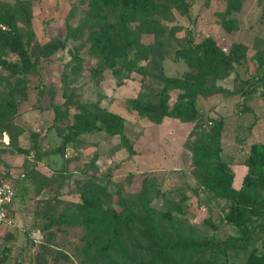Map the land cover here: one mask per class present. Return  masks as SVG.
<instances>
[{"label": "rangeland", "instance_id": "rangeland-1", "mask_svg": "<svg viewBox=\"0 0 264 264\" xmlns=\"http://www.w3.org/2000/svg\"><path fill=\"white\" fill-rule=\"evenodd\" d=\"M128 1L102 0L98 13L95 0H0V109L11 119L0 120V162L20 195L0 241L3 264H151L150 242L113 222L123 203L145 217L148 202L172 241L231 245L217 261L199 249L169 253L166 264L264 255V233L242 248L228 221L232 203L204 186L211 176L194 164L195 147L223 121L222 157L240 189L252 146L264 144V0H133L137 17L125 24L138 42L127 57L146 74L102 59L106 45L122 49L114 26ZM147 19L159 24L147 28ZM189 30L227 52L240 45L243 60L211 69L208 56L186 52ZM96 43L104 46L93 55ZM170 83L169 106L183 92L206 94L194 119L161 115L158 93ZM106 112L124 118L133 155L107 132ZM35 145L50 154L37 161Z\"/></svg>", "mask_w": 264, "mask_h": 264}, {"label": "trees", "instance_id": "trees-1", "mask_svg": "<svg viewBox=\"0 0 264 264\" xmlns=\"http://www.w3.org/2000/svg\"><path fill=\"white\" fill-rule=\"evenodd\" d=\"M102 0H95L93 8L99 13ZM131 5V6H130ZM123 24L114 26L119 41H122V49L112 46H105L102 59L111 68H115L117 64L122 65L132 71L138 69L142 74H146L143 67L137 66L136 59H128L127 55L132 52V48L137 44L136 34L125 23L131 18L137 17V12L133 6V0H129L122 8ZM152 24L157 25L156 20L147 19L145 25L151 28ZM28 34L33 35L34 30L30 20H27ZM120 29V30H119ZM122 30V31H121ZM112 31V30H110ZM188 49L187 53H196L209 57V67L214 70L215 64L223 62L238 61L241 62L245 56L243 47L235 45L233 50L225 51L219 41L214 38H207L201 42H196L193 33L187 32ZM100 45L96 43L93 46V55H97L100 51ZM189 51V52H188ZM139 67V68H138ZM38 70V69H37ZM39 71V70H38ZM175 84H167L165 88L158 93V101L162 102L160 107L161 115H167L172 118H181L183 120H192L195 118V102L200 95H206L201 89L188 91L178 94L177 100L173 106H169L168 102L171 99V94L168 92L174 89ZM6 112L0 109V120L9 119ZM106 130L112 135H118L130 155L135 153L128 137L125 134V120L122 116L112 112L105 113ZM11 120V119H9ZM155 123H159L161 117L159 115L153 118ZM13 124L9 122L7 130L10 131ZM224 129V122L218 121L212 130L203 136L201 143L194 149V164L197 167L204 169L211 180L206 182L204 186L213 191L215 196L229 200L232 203V212L229 216V223L234 225L239 233V241L242 248H247L252 238L257 234L264 233V144H254L251 148L249 156L246 160L248 172L243 179V184L240 189L234 187L235 172L228 162L223 160V148L221 145V133ZM66 140V144H68ZM37 161H40L44 156L50 154L49 151H42L39 145H35ZM16 201L20 198L18 190H16ZM145 217L137 214L126 203L122 204V211L115 215L113 222L114 230L117 233L130 234L137 232L142 239L150 242L151 250L155 251L154 259L151 264L158 262L166 264L169 253H178L184 251L208 250L211 252L212 261L222 259L228 256V250L231 245L221 242L195 241L179 237L176 241H172L167 236L160 233L157 224L155 223L154 207L148 202L144 204ZM68 220L62 218L61 222ZM15 236L8 234L6 239H13ZM1 241V240H0ZM1 246V244H0ZM117 253L125 255V251L119 241L112 244ZM9 248V247H8ZM7 250V249H5ZM0 264L3 261L0 260ZM209 264V263H208ZM239 264H264V255L258 254L253 250L246 263Z\"/></svg>", "mask_w": 264, "mask_h": 264}, {"label": "built area", "instance_id": "built-area-1", "mask_svg": "<svg viewBox=\"0 0 264 264\" xmlns=\"http://www.w3.org/2000/svg\"><path fill=\"white\" fill-rule=\"evenodd\" d=\"M1 161V158H0ZM8 171L0 162V240L11 227L10 214L16 199V188L8 181Z\"/></svg>", "mask_w": 264, "mask_h": 264}]
</instances>
